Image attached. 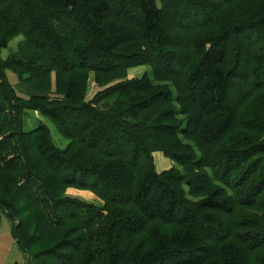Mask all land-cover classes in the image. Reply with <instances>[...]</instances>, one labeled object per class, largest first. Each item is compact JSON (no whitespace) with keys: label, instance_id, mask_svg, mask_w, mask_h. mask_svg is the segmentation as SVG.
Returning <instances> with one entry per match:
<instances>
[{"label":"trees","instance_id":"obj_1","mask_svg":"<svg viewBox=\"0 0 264 264\" xmlns=\"http://www.w3.org/2000/svg\"><path fill=\"white\" fill-rule=\"evenodd\" d=\"M2 217L31 263L264 264V0H0Z\"/></svg>","mask_w":264,"mask_h":264},{"label":"rangeland","instance_id":"obj_2","mask_svg":"<svg viewBox=\"0 0 264 264\" xmlns=\"http://www.w3.org/2000/svg\"><path fill=\"white\" fill-rule=\"evenodd\" d=\"M23 40H24L23 37H18L17 39L12 41L10 43L9 47L7 49L3 50L2 55H1L2 58L7 59L8 57H10V55L12 53L16 52L18 49V45ZM150 71H151V69L147 66L130 69V70H128V73H127V79L132 80V79L140 78L144 74H146L147 72H150ZM8 78H9L10 83H12L13 85H15V83L18 82L17 75L11 71L8 72ZM94 78H95L94 74H92L91 79H90V86H89L90 87L89 97H91L97 89ZM35 116L36 115L31 114L29 119H34V126H37L38 122L35 120V118H36ZM38 118H41L43 121V118L41 116H38ZM46 123L49 124V126L51 127L52 132H53V137H54L57 145L61 148H65L68 144V141L65 138H63L61 135L58 134V132L56 131V129L52 123H50V122H46ZM154 159H155L157 171L159 173L165 172V171H167L173 167V163L171 162V160L166 158L160 152H157L154 154ZM66 195L69 197H72V198H76V199L86 201L88 203L95 204V205H100V206L103 205V202L99 199V197H97L94 193H92L90 191H82V190H78V189H69L66 192ZM2 228L3 227L0 224V230H2ZM14 246H15V248L17 247V245L15 243H14ZM31 264H35V263L33 262Z\"/></svg>","mask_w":264,"mask_h":264},{"label":"crops","instance_id":"obj_3","mask_svg":"<svg viewBox=\"0 0 264 264\" xmlns=\"http://www.w3.org/2000/svg\"><path fill=\"white\" fill-rule=\"evenodd\" d=\"M14 88L25 96L35 95V92L31 88L19 80L15 83ZM0 224L3 227L0 230V264H31L29 255L21 250L12 234L11 222L6 217H2ZM14 243L17 245L16 248ZM35 264L39 263L36 262Z\"/></svg>","mask_w":264,"mask_h":264},{"label":"water","instance_id":"obj_4","mask_svg":"<svg viewBox=\"0 0 264 264\" xmlns=\"http://www.w3.org/2000/svg\"><path fill=\"white\" fill-rule=\"evenodd\" d=\"M31 260V256H29V261Z\"/></svg>","mask_w":264,"mask_h":264}]
</instances>
